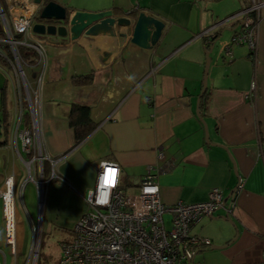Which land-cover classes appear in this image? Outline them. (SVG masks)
Wrapping results in <instances>:
<instances>
[{
	"label": "crops",
	"instance_id": "1",
	"mask_svg": "<svg viewBox=\"0 0 264 264\" xmlns=\"http://www.w3.org/2000/svg\"><path fill=\"white\" fill-rule=\"evenodd\" d=\"M54 1L72 13L112 9L116 17H129L132 24L115 25L114 33H84L76 40L45 35L49 42L35 70L43 78V147L57 159L56 176L46 177L52 227H72L74 231L87 210V194L95 187L98 161L119 163L129 190H135L153 167L162 201L168 205L206 201L214 188H221L225 197L235 194L229 218L220 208L193 226L194 235L209 238L217 248H198L191 264H264V17L256 52L248 44H235L232 53L225 54L237 26L233 20L219 30L208 55L200 32L223 20L211 6L213 0ZM0 2L9 5V0ZM133 12L136 14L131 15ZM141 12L165 23L159 41L151 48L132 42ZM81 76L91 79L77 82L75 78ZM12 80L0 64V190L9 176L18 181V189L20 180L30 177L29 157L16 134L19 111ZM74 104L90 107L91 117L98 123L77 147H73L74 132L69 124ZM161 150L165 160L159 159ZM241 178L243 186L238 189ZM57 200L72 203L67 216H60ZM11 206L14 209V203ZM16 209L19 219L25 218ZM39 214L44 223L45 213L44 217ZM26 232L19 225L20 243ZM74 235L58 238L50 256L39 264H69L61 262L60 244Z\"/></svg>",
	"mask_w": 264,
	"mask_h": 264
},
{
	"label": "built area",
	"instance_id": "2",
	"mask_svg": "<svg viewBox=\"0 0 264 264\" xmlns=\"http://www.w3.org/2000/svg\"><path fill=\"white\" fill-rule=\"evenodd\" d=\"M52 0L29 2L21 0L13 3L9 0L8 7L0 2V55L8 62V74L12 76L17 96L18 121L16 134L22 140L23 150L28 155L30 178L39 172L41 178L37 183L41 206L45 195L47 180L45 163L50 162L51 179L56 176L54 167L57 159L51 158L44 151L41 136V86L43 78L36 72L44 53V46L49 42L45 35L34 31V25L40 22L36 17L42 8ZM264 17V0H243L242 8L230 17L218 21L200 32L203 40L210 41L219 30L230 21L236 20L231 44L225 47V54L232 53V45L248 44L254 52L259 44V25ZM27 45L37 51V63L29 67L23 61L19 46ZM27 69V70H26ZM32 79L29 82L28 73ZM14 76V78H13ZM15 76L18 78L16 82ZM256 83L252 84V90ZM159 159L165 160L163 151H159ZM60 160V159H59ZM121 170L119 184L113 191L109 206H96L89 203L86 197L87 210L74 227L75 238L65 240L60 244L62 250L61 262L69 264H189L196 250L212 246L209 238L194 235L193 226L205 216H211L220 208L226 210V216L232 214L235 208V194L225 197L221 188L211 190L208 200L198 203L179 201L168 205L162 201L161 186L150 167L142 177L135 190H129L122 181V168L119 163L104 159ZM100 169L97 165V178ZM13 176V175H12ZM240 179L238 189L243 186ZM97 183V179H96ZM158 187L156 193H146V187ZM13 186L12 199L5 202L6 187L0 190V198L4 202V217L6 225V241L11 246L12 254L17 257L15 247L17 236V209L14 206L12 218L9 205L16 203V188ZM95 187L91 190L94 191ZM227 201L225 202V200ZM169 216L168 220L166 217ZM9 220L14 227L8 230ZM40 228V227H39ZM34 225V232L40 229ZM39 235V234H38ZM34 246L31 253L34 252ZM0 248V264H2ZM30 253V254H31ZM31 257H29L30 261Z\"/></svg>",
	"mask_w": 264,
	"mask_h": 264
},
{
	"label": "rangeland",
	"instance_id": "3",
	"mask_svg": "<svg viewBox=\"0 0 264 264\" xmlns=\"http://www.w3.org/2000/svg\"><path fill=\"white\" fill-rule=\"evenodd\" d=\"M211 6L215 8V11L217 12L216 14H222L220 19H224L228 15L242 8V0H213L211 2ZM27 75L29 77V82H31L32 79L29 73ZM15 79L16 82H18V78L16 76ZM44 174L45 177H48L50 171L45 172ZM33 176L35 181H39L41 178V175L38 171H36L35 173L33 172ZM26 177L23 180H20L19 189L17 188L18 181L15 180V184H17L15 206L18 207L20 214L25 217L21 220L18 216L19 220L17 222V229L19 225L23 224L27 231L26 238L22 243L18 241V238L16 236L15 247L17 248L18 252L17 257L12 254L11 246H9L6 241V225L4 222L2 204L3 201L0 199V232L3 233V235L0 236V246L1 250H3L1 253L2 264H39L40 262H43L46 257L48 258L50 256V254L55 248V243L57 242L58 238L64 236L67 233H72V235L75 234L74 231H72L71 229L72 227L68 228L58 226L56 230L52 227L53 225L49 223L48 218L49 209L50 207H52L51 193L48 192L49 187H47V184L44 183L45 195L43 198V206L41 207L37 185L33 181L26 180ZM29 179L31 178L29 177ZM5 184L6 183H4L3 189L5 188ZM55 204L57 205L56 208H59L61 210L60 216H67L69 214L67 213V211H69L68 209L72 207V203L68 204V202L62 200H57ZM27 210L29 212H27ZM40 212L43 213L42 217H44L45 213L46 220L44 221V223L41 219H39ZM29 215L31 217H29ZM31 218L33 220H31ZM34 225H37L38 228L40 227V233H38L39 235L34 232ZM74 238L75 235L72 238H69L68 240H73ZM34 243V252L32 254L31 248L33 247ZM29 257H31L30 261Z\"/></svg>",
	"mask_w": 264,
	"mask_h": 264
},
{
	"label": "water",
	"instance_id": "4",
	"mask_svg": "<svg viewBox=\"0 0 264 264\" xmlns=\"http://www.w3.org/2000/svg\"><path fill=\"white\" fill-rule=\"evenodd\" d=\"M37 3L40 0H36ZM224 20V19H223ZM132 20L129 17H116L112 9L90 12L77 10L74 13L67 7L58 3L57 1L48 2L41 10L40 22L35 23L34 31L38 34L48 36H58L62 38L71 37L76 40L82 34L97 35L100 33H114V26L127 25L131 26ZM165 23L154 15L141 12L135 20L132 42L143 48H151L160 39ZM220 35L212 36L209 43L210 48H213L218 41ZM209 68V57L207 59V68ZM207 89V79H205V86L201 93L204 95ZM227 199L225 200V202ZM229 218V216H226ZM212 248L217 246L212 245ZM192 263V260L189 264Z\"/></svg>",
	"mask_w": 264,
	"mask_h": 264
},
{
	"label": "trees",
	"instance_id": "5",
	"mask_svg": "<svg viewBox=\"0 0 264 264\" xmlns=\"http://www.w3.org/2000/svg\"><path fill=\"white\" fill-rule=\"evenodd\" d=\"M136 14L135 12L131 13V15ZM38 20H40V15H37L36 17ZM220 35V32L217 33ZM205 47L208 50L210 48L209 41L204 40ZM19 52L21 54V57L25 64H27L29 67L34 66L37 62V51L29 47L27 45H21L19 46ZM0 64L3 66L8 65V62L0 55ZM77 82H82V80L87 81L90 80L91 77L89 76H81V77H76L75 78ZM204 97V95H203ZM205 97L203 98V103L204 104ZM4 121H5V129L8 128V112L5 109L4 111ZM69 124L70 127L73 129L74 132V138H75V143L73 147L79 146L84 140H86L90 134L97 128L98 123H96L92 117H91V111L90 107L85 106V105H79V104H74L71 108L70 115H69ZM50 164L47 162L45 163V172L50 171Z\"/></svg>",
	"mask_w": 264,
	"mask_h": 264
},
{
	"label": "clouds",
	"instance_id": "6",
	"mask_svg": "<svg viewBox=\"0 0 264 264\" xmlns=\"http://www.w3.org/2000/svg\"><path fill=\"white\" fill-rule=\"evenodd\" d=\"M98 167L100 169L96 188L94 191H89L87 194V199L89 203H93L96 206H109L111 203L113 191L119 184V179L121 176V170L120 168L105 160L98 161ZM15 184V177L9 176L6 180L5 187L7 191L4 193V199L5 202H9L12 199L13 195V186ZM146 193H156L158 191V187H146L144 189ZM14 227V224L11 220H9L8 223V230L11 232L12 228ZM3 233L0 232V236H2Z\"/></svg>",
	"mask_w": 264,
	"mask_h": 264
},
{
	"label": "bare ground",
	"instance_id": "7",
	"mask_svg": "<svg viewBox=\"0 0 264 264\" xmlns=\"http://www.w3.org/2000/svg\"><path fill=\"white\" fill-rule=\"evenodd\" d=\"M11 208V209H10ZM13 207L11 206V204L9 205V212H10V217L12 218V214H13Z\"/></svg>",
	"mask_w": 264,
	"mask_h": 264
}]
</instances>
